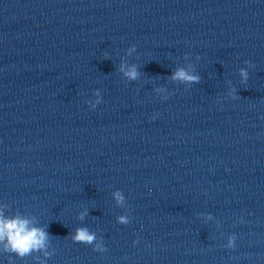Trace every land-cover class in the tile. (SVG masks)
Here are the masks:
<instances>
[{
    "label": "clouds",
    "instance_id": "clouds-1",
    "mask_svg": "<svg viewBox=\"0 0 264 264\" xmlns=\"http://www.w3.org/2000/svg\"><path fill=\"white\" fill-rule=\"evenodd\" d=\"M249 64L248 61H245ZM189 68H178L172 75L173 81H179L183 84L191 85L193 83L200 82V76L194 74ZM120 71L130 81H134L139 77V71L135 65L126 66L121 64ZM240 76L242 80H247L248 73L245 69H240ZM97 94L98 93H94ZM167 99V97H162ZM97 103H100L99 99ZM95 107V105H93ZM113 196L117 204H122L124 197L120 191L113 193ZM84 214H81L80 218H83ZM118 221L122 224H127L128 218L121 215L118 217ZM71 239L76 243H83L86 245H93L96 241L95 233L90 232L87 228L81 227L76 229L75 234ZM236 237L232 235L229 237L226 247L232 249L235 245ZM0 242H4L5 250L14 252L19 256L28 255L34 251H43L45 256L50 254L46 251L49 243V233L42 227H36L33 225L32 220L21 217L19 215L13 218H6L2 212H0ZM135 243V241H134ZM107 249L101 244H95L93 251L105 252Z\"/></svg>",
    "mask_w": 264,
    "mask_h": 264
}]
</instances>
